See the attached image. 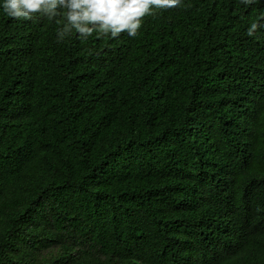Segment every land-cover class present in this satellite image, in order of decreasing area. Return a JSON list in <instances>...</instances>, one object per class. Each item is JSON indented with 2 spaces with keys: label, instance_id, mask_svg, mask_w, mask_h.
Instances as JSON below:
<instances>
[{
  "label": "trees",
  "instance_id": "16d2710c",
  "mask_svg": "<svg viewBox=\"0 0 264 264\" xmlns=\"http://www.w3.org/2000/svg\"><path fill=\"white\" fill-rule=\"evenodd\" d=\"M264 0H182L137 36L0 12V264H264Z\"/></svg>",
  "mask_w": 264,
  "mask_h": 264
},
{
  "label": "clouds",
  "instance_id": "9594fccd",
  "mask_svg": "<svg viewBox=\"0 0 264 264\" xmlns=\"http://www.w3.org/2000/svg\"><path fill=\"white\" fill-rule=\"evenodd\" d=\"M182 0H0V12L14 20H30L35 16L60 25L56 40L62 42L73 32L81 39L97 36L117 37L126 33L135 37L142 18L151 16L156 9L167 10L180 5ZM251 5L255 0H241ZM264 29V21L253 20L247 35L253 36Z\"/></svg>",
  "mask_w": 264,
  "mask_h": 264
}]
</instances>
